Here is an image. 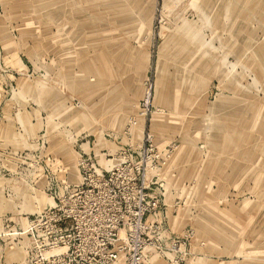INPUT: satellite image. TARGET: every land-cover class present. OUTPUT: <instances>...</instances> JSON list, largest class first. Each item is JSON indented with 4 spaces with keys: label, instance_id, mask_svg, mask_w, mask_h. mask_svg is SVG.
I'll list each match as a JSON object with an SVG mask.
<instances>
[{
    "label": "rangeland",
    "instance_id": "374dc122",
    "mask_svg": "<svg viewBox=\"0 0 264 264\" xmlns=\"http://www.w3.org/2000/svg\"><path fill=\"white\" fill-rule=\"evenodd\" d=\"M82 160L113 172L102 194H70ZM55 204L67 258L26 232ZM115 244L264 264V0H0V264Z\"/></svg>",
    "mask_w": 264,
    "mask_h": 264
},
{
    "label": "built area",
    "instance_id": "2783aa9c",
    "mask_svg": "<svg viewBox=\"0 0 264 264\" xmlns=\"http://www.w3.org/2000/svg\"><path fill=\"white\" fill-rule=\"evenodd\" d=\"M81 163L83 170L87 171L93 169V171L88 174L84 173L83 176H81V182L74 185L69 190L70 194L91 196L102 194V191L112 184L113 180L111 179V175L108 176L107 174H113V172L105 170L104 168H102L104 170L97 172V168L94 167L93 164L88 166V164H85V160H82ZM112 187L113 188H110L109 193L111 191L114 192V186ZM79 206L81 205L79 204ZM60 210L63 211L61 208H58L57 204H55V206L49 207L47 210L38 213L34 219L31 220L29 230L26 231L27 234L30 235L33 243H35L34 246L30 247L31 250H51L57 252V256H62V258H67L72 254L70 251L72 247L74 249L75 242L73 244L70 243V239L72 241L74 236L70 237V233L66 234L68 231L66 222L68 216H66V213L60 212ZM65 211L66 210L64 209L63 212ZM139 216L140 219H142V215L140 214ZM44 221L49 222L50 225V236L46 243L40 239V233L38 232V226ZM75 239L76 238H74V240ZM103 246L105 249V261L103 264H118L121 260L123 261V264H135L133 255H129V248H126L124 244H122V246L115 244L112 248H109L106 245ZM58 248L60 250L55 251Z\"/></svg>",
    "mask_w": 264,
    "mask_h": 264
}]
</instances>
